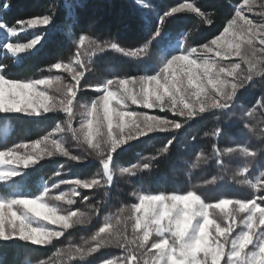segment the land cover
<instances>
[{"label": "snow or ice", "instance_id": "obj_1", "mask_svg": "<svg viewBox=\"0 0 264 264\" xmlns=\"http://www.w3.org/2000/svg\"><path fill=\"white\" fill-rule=\"evenodd\" d=\"M10 7L7 0H0V9L7 11ZM257 8L261 10L258 13L260 23L246 14ZM180 13H194L204 24L213 23L196 3H180L162 14L157 13L154 21H143L148 39L142 46L126 48L117 42H100L81 34L77 38L74 58L67 63H52L47 70L50 74L38 79L11 78L7 67L0 64V114L43 117L62 112L67 117L63 123H55L54 128L40 139L0 150V185L3 186L0 192V244L20 241L26 245L49 246L67 230L88 224L91 221L88 213L78 208L65 209L61 204L75 205L80 189L95 190L111 185L112 162L118 149L149 133L180 129L212 110L230 111L241 90L252 86L256 77L264 78V0L259 3L243 0L242 5L234 8V15L219 35L187 48L178 40L173 43L172 35L163 31L166 21ZM52 22V10L17 21L16 26L7 24L0 17V50L17 58L19 63V57L42 46L48 33L42 31L27 38V42L13 40H19L20 36L37 28L47 29ZM153 43L158 45V62L155 66L148 64L145 71L154 74L114 75L96 84L95 91L100 94L89 105L82 106L83 119L79 127H74V104L81 91V81L89 71L82 57L114 50L127 57L147 59ZM232 58L238 62H232ZM53 70L70 74L72 82L66 83L63 76L51 74ZM129 104L171 112L182 118L183 123L180 119L150 115L148 111L130 110ZM256 107L264 115V98L257 100L245 114L251 117ZM246 127L250 132L254 131L253 126ZM64 132H70L74 140L85 144L90 153L94 152L100 158L102 173L91 179H61L51 186L44 183L37 192L25 190V170L45 157L59 154L72 161L85 159L73 155L62 139L53 138ZM212 135H222V129L217 127ZM172 143L173 140H168L161 151L167 152ZM213 150L221 167L220 157L225 154L239 152L252 159L258 155L248 146L226 147L221 152L213 145ZM150 168L151 163L145 162L121 167L119 171L134 176L137 171ZM249 171V163H245L238 174ZM216 180L217 177L212 176L204 183H215ZM240 183L251 186L258 194L251 199L223 197L208 202L196 187L180 192L143 189L133 192L132 196L137 197L138 202L131 205L130 215L125 216L126 209L119 208L115 216H107L91 235V243L85 241L87 247L70 245L66 253L58 254L67 255L74 262L77 259L84 261L98 250L114 245L122 255L105 259L103 264H264V174L255 181L244 179ZM61 185L71 187L69 191L51 195ZM82 199L88 201L90 198L83 196ZM128 221H131V237Z\"/></svg>", "mask_w": 264, "mask_h": 264}, {"label": "trees", "instance_id": "obj_2", "mask_svg": "<svg viewBox=\"0 0 264 264\" xmlns=\"http://www.w3.org/2000/svg\"><path fill=\"white\" fill-rule=\"evenodd\" d=\"M146 1L158 11L166 9L165 7L169 5L189 1L196 3L210 16L213 20L212 25L204 24L194 13L176 14L166 21L163 31L172 35L173 43L178 40L182 47L187 48L206 43L218 35L227 20L232 17L234 6L242 0ZM7 2L11 5L10 9L7 11L0 9V15L11 26H16L17 21L43 14L46 10H52L53 15V22L47 29L37 28L35 31L27 32L26 36H21L26 41L27 38L42 31L48 33L42 46H38V50L31 54L19 57V63L17 58L0 50V64L5 65L12 76L28 78L37 70L42 69L46 72V67L84 33L83 28L87 23L95 27L97 36L102 42L144 44L148 39L143 23L145 19L136 0H7ZM107 51L112 50L105 52ZM101 54L99 53V56ZM158 58V45L153 43L147 59H128L121 66V70L127 76H139L146 73L148 64L155 66ZM261 98H264V78L257 77L252 86L239 92L233 105L235 110L242 107L247 110L253 108L257 100ZM235 110L223 112L212 110L194 118L180 129L149 134L119 149L114 154V163L128 166L147 161L151 163V168L137 171L136 175L129 176L127 180H119L120 178L114 176L111 185L90 190V199L84 201L82 211L91 216V221L67 230L65 236H77L76 240H79L84 235L80 232L93 231L104 205L118 206L121 201L131 200L130 190L138 176L141 180V189L145 191L157 192L163 188L167 189L171 186V181H174L183 190L196 187L206 201L221 196H238L244 186L240 183L243 176L238 174L239 168L249 163L250 171L247 174L250 177L256 175L259 170H264V123H262L264 115L261 114L260 109L254 116L257 119L252 116V119L249 116L244 118V115L237 118ZM53 116L54 123H61L64 119L62 113H56ZM246 125L253 126L254 131L248 132ZM217 127L222 129V135L218 137L212 135ZM205 133L208 135L206 136ZM170 139L173 143L169 146V150L162 152L161 149ZM213 145H216L221 152L226 147L234 145L248 146L256 150L258 155L252 159L245 158L243 155L237 157V153L225 154L220 157L223 161V167H221L217 163V154L213 150ZM74 150H79L88 157L81 161H72L59 154L45 157L33 168L25 170L27 173L23 177L25 190L34 192L40 184L45 182L50 185L55 183V180L85 178L92 175L99 167L100 159L93 154H87L88 151L84 146L77 145ZM71 153L76 155L75 152ZM198 155L199 160L196 159ZM151 157L155 159H147ZM184 166L188 176L184 173V169L182 170ZM212 176L217 177L216 182L205 184L204 181L211 180ZM0 189L3 191V186H0ZM244 191H248V194L250 192L247 189ZM105 192L108 195H105ZM96 209L99 211L97 212ZM64 246L67 245L61 240L49 246L26 245L20 241L0 244V264H22L28 248H32L37 255L50 259L52 264H98L105 259L122 254L120 249L110 245L98 250L84 261L77 259L74 262L67 256L54 257L59 248Z\"/></svg>", "mask_w": 264, "mask_h": 264}, {"label": "rangeland", "instance_id": "obj_3", "mask_svg": "<svg viewBox=\"0 0 264 264\" xmlns=\"http://www.w3.org/2000/svg\"><path fill=\"white\" fill-rule=\"evenodd\" d=\"M181 3H191V2L184 1ZM257 3H259V0H257ZM137 4L141 10L143 18L145 20L147 19V20H152V21L155 20L157 13L162 14L165 10H170V8L172 6H178L179 5V4L178 5H169V6L165 7L166 9H164L162 11H158V9L153 8L152 5L149 2H147L146 0H140V2L139 3L137 2ZM242 4H243V0L240 3L236 4L234 6V8L238 7ZM260 11L261 10L259 8H257L252 13H246V14L249 16L250 19H253L255 22L260 23V22H262L259 15H258V13ZM233 15H234V13L232 14V16ZM0 17H1V15H0ZM3 21H4V19H3ZM225 26H226V24H225ZM83 31H84V33H83L84 35H90L94 39L102 42L101 40H99L97 33H96V29L93 25H90L89 23H87V25L83 28ZM24 41H25L24 38L21 36L19 37V40H15V39L13 40V42H24ZM25 42H27V40ZM120 45L123 47H126V48H135V47L142 46L143 44L120 43ZM76 47H77V38L75 39L74 43H72L71 45H68L64 49V52L62 53L61 56H57L46 67L47 68L46 70H48V68L50 67V65L52 63H55L58 61H63L65 63H67L69 60L73 59L75 56ZM82 59H84L86 65L88 66L89 71L86 73V77L81 81V91L78 92V96H77V99H76L75 104H74V113H75L74 120H73V126L74 127H79V122L81 119H83L82 114L84 112V108L82 106L89 105L91 100L100 94V93L95 91L94 86L96 84L101 83L105 79L112 78V76H114V75H119L121 77L127 76L121 70V66H123L128 59H135V58L124 56L123 54L112 50L110 52L107 51L105 53H102L101 56H99V53H95L91 57H89V55L85 54L82 57ZM232 62H238V60L236 58H232ZM224 63H227V62H224ZM48 74H50L48 71L44 72L41 69V70L35 71V73L30 75V77H28V78H24L23 76H12L11 78L38 79V78H41L42 75H48ZM51 74H59V75L63 76L66 83L72 82L71 78H70V74L63 72V70H53V72ZM145 74H154V73L151 72V73H145ZM142 75H144V74H142ZM86 86H93V87H86ZM85 95H88L89 97H86ZM129 108H130V110H134V111H148L150 115L164 116L169 120L180 119L182 121V118H179V117L173 115L171 112H168V111H161L159 109L147 110V109L142 108L141 106L131 105V104H129ZM231 109L235 110V106L233 105V107ZM250 109H252V108H250ZM248 110L249 109L245 110V108L242 107V108L236 109L234 112L237 114V118L238 117L240 118L243 115H244V118H246L247 115L245 113ZM259 111H260V108L258 109V107H256L254 112H253V115H252V117L254 119H257V117H254V116ZM58 113H62V112H58ZM54 114H56V113H48V114H45V116H43V117L25 116V115L16 114V113L0 114V150H2L3 147H5V146L11 147L14 144L34 141L36 139H40L43 136L47 135L48 132H50L55 126L54 121H52V119L54 118V116H53ZM62 114H64V113H62ZM252 117H249V118L252 119ZM66 119H67V117L64 114L63 121H65ZM63 121L61 123H63ZM158 132L159 131L154 132V133H158ZM248 132H249V130H248ZM149 134H153V133H149ZM53 138L62 139L65 143V146L69 149V151L75 152V154L77 156H82L85 158L88 157L87 155H85L81 151L74 150V148L77 147V145H81L87 149V151H88L87 154H93L95 157L99 158L94 152L90 153V150L86 147L85 144L74 140L70 132L58 133ZM141 138H143V137H140L139 139H141ZM139 139H137V140H139ZM250 139H251V136H250ZM134 141H136V140L131 141L129 144L124 145L122 148L130 145ZM231 147H237V146L234 145ZM239 156L242 157V153L238 152L237 157H239ZM145 162H147V161H140V162H137V164H142ZM131 166L132 165L122 166L120 164H116V163L112 162V169H113L114 176H117L118 178H120L119 180H122V179L127 180L128 177L132 176V175L121 174L119 169L121 167H131ZM31 168H33V167H31ZM182 170L184 171V173L186 175L188 174L185 166L182 168ZM98 173H102L101 164L99 165L97 170L92 175L87 176L85 178H81V179H91L94 176H96ZM262 174H264V170H259V172L256 175H254L253 177H250L248 174H244L242 176L244 177V179H250V180L255 181L256 179L261 178ZM114 176H113V178H114ZM243 177H242V180H244ZM69 179H74V178H67V179H63V180H69ZM59 181L55 180V183H58ZM45 183H47V182H45ZM43 184L44 183L40 184L39 186H42ZM0 186H2V185H0ZM49 186H51V184ZM38 187L36 188V190L34 192L38 191ZM70 187H71V185H61L58 190H53L51 195H55L57 191H69ZM242 188H243V190L241 191V193L238 196H230V197L229 196H221L219 198L228 197V198H239V199H251L254 195L258 194L256 192V190L253 189L249 185L244 184V186ZM245 189L250 190L249 194H248V191H244ZM140 190H142L141 189V180H140V176H138L133 181V187L130 190V196H132L133 192H139ZM79 191H80V196L75 197V200H76L75 205L68 206L66 204H61V207L65 208V209L71 208L73 210L78 208L82 211V204L84 205V200L82 199V197L83 196L89 197L90 196V190L89 189H80ZM161 191H164V192H172V191L180 192V191H186V190L181 189L177 185L176 182L171 181V186L167 189L163 188ZM0 192H2L1 189H0ZM157 192H159V191H157ZM219 198H217V199H219ZM214 200H216V199H212L208 202H212ZM137 202H138L137 197L132 196L131 200L121 201L118 206L117 205L114 206L111 204L104 205L102 210H101L100 217H99L98 221L96 222L93 231H91V232H80V234H84V235L81 236L79 240H76L77 236H65V235L62 236L58 240H61L67 246L60 247L59 250L57 251L56 256H54V257L67 256V255H59L58 252H65L66 253V251L70 245L87 247V245H85V241L88 240L89 243H91V241H90L91 235L94 234V232L96 230H98V228L102 225L104 219L107 216H115L118 212V209L121 207H124L126 209L124 215L128 216L131 214V205L133 203H137ZM131 233H132L131 221H128V235H129V237H131ZM58 240H56V241H58ZM120 255H122V254H120ZM113 257H115V256H113ZM113 257H111V258H113ZM24 258L25 259L22 262V264H40L41 261H44L45 264H52L50 259H46L40 255H37L32 250V248L26 249ZM98 264H103V261L98 263Z\"/></svg>", "mask_w": 264, "mask_h": 264}]
</instances>
